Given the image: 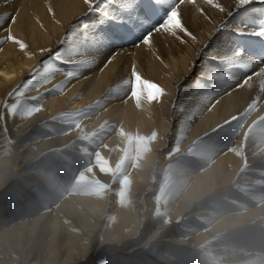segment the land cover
I'll use <instances>...</instances> for the list:
<instances>
[{
	"label": "bare ground",
	"instance_id": "1",
	"mask_svg": "<svg viewBox=\"0 0 264 264\" xmlns=\"http://www.w3.org/2000/svg\"><path fill=\"white\" fill-rule=\"evenodd\" d=\"M12 1L17 0H0V14L12 11L22 15L20 4L11 7ZM52 1L53 4L60 5V10H63V15L65 18L68 16L69 20L81 15L80 0ZM204 2L195 0V3H185L180 6L183 22L194 38L178 33V36L182 37V42L171 34L155 33L153 38L162 45L159 55H148L138 62L135 61L141 65L142 70L151 65L150 71L156 72L163 90L177 94L179 91L176 89L177 85L185 84L193 78L197 84L199 83L197 77L208 80V75L215 71L211 67L212 56L223 52L224 49L217 48L220 41H214L213 36L225 20V13L220 12L214 5L220 4L226 10H230L234 6V0H217L211 5L206 3V0ZM23 22L27 24L29 36L25 35L21 27ZM26 22L29 20L22 18L19 23L11 27V32L19 36L18 39L30 46L29 40H35L33 37L45 38L32 25V21ZM220 39L222 41L224 37ZM233 39V46L244 47L249 42L264 45V39L260 37H233ZM210 41L211 47L205 48L204 46ZM6 45L9 48L5 51L11 52L12 48L17 46L12 42H7ZM166 45L170 48L163 54ZM228 47L230 46L225 45V48ZM146 49L147 45L141 44L137 47L128 44L117 55L134 51L133 58L140 57L144 55ZM27 50L28 48L25 51ZM110 55L111 50H99L96 44L93 47L95 61L97 59L106 61ZM130 55L132 58V54ZM245 55L247 56L248 53ZM190 65H193L192 71H189ZM27 68L28 65L22 69L27 70ZM103 70L107 71L104 78L102 76L100 80L96 79L99 73L103 74ZM108 72L103 65L97 66L94 62L93 95L103 90ZM14 73V71L0 70V77L9 81ZM195 83L190 92H182L179 97L176 95L180 99L186 95L182 109L187 113L188 118L181 115L180 120L177 121L171 115L175 108L172 103L175 95L170 96L163 92L155 101L160 108V129L165 132L166 127L176 130L180 126L179 130L184 131L186 137L181 145L183 148H187L197 136L209 133L216 126L236 116L239 123L246 117L247 120L239 131L238 144L234 142L230 148L226 146L223 148L220 145L208 148L207 167L200 172L187 170V177L185 176L175 185L172 196L165 200V206L159 204L155 214L150 212L152 208H157L155 201L145 198L142 194L150 191V188H140L136 178L130 180L128 188L132 190L130 196L132 204L135 202L137 204L134 210L127 212L122 211L119 205L115 204L119 199L113 196L114 189L106 191L105 198L95 197L89 193L65 197V189L53 166L43 160L44 164L31 171L30 167L39 162L35 159L39 156L45 157L41 155L43 151L54 146V143L57 144L56 146L62 143L57 140L58 138L43 141L32 137L27 143L20 144L26 132L30 131L38 120L46 119L45 117L38 116L39 119L36 118L35 122L17 120L13 117L4 126V132L0 127V264H119L123 257L139 259L143 264H183L177 256L178 247L193 250L206 245L211 259L218 264H264V229L258 230V227L254 226L256 222L264 224L263 183L254 182L255 188L248 189L247 195L255 203L253 209H246L240 213H227L215 209L217 206L213 210L204 209L205 206H202L196 208L192 214L183 215L194 205H200L198 203L204 198L213 201L215 196L222 194L228 187L243 182L251 184L249 176L238 175L243 164L247 165L246 171L249 174L259 173L264 176V171L257 172L252 168L255 165H264V134L248 144H244L241 140L247 131V124L256 119L261 120V131L264 133V61L258 57L250 58L244 67L233 68V72L229 71V74L220 80H208L203 91L199 92L203 93L201 97L194 90ZM255 86L260 87L261 92L257 91L249 97L248 92ZM3 87L4 85L0 86V91L4 89ZM148 103L151 101L145 100L143 105L151 109ZM60 104L58 102V106ZM74 107L80 106L73 102L70 109ZM118 111L120 114L121 109ZM175 130L167 131L165 135L167 141H169L168 135ZM239 151L243 154H238ZM34 160L37 162L35 163ZM154 166L155 163L147 171L148 178ZM16 185L18 187H15ZM33 201L43 208L35 214H30L29 204L34 205ZM212 204L215 205V201ZM145 207L147 213L143 212ZM17 211L25 214L23 220L18 219ZM158 212L164 214L162 218L157 215ZM107 215H110V220L105 222L104 218ZM197 217L206 220L205 230L197 231L193 226L192 218ZM177 222H183L184 229L189 232L185 239H180L175 234L174 226ZM243 227L245 228L242 229ZM237 231L239 234L233 236L234 239L229 238L219 246L212 244L213 237L215 239L225 234L232 237L233 234L238 233ZM105 250H110V253L114 251L116 256L111 254L107 258Z\"/></svg>",
	"mask_w": 264,
	"mask_h": 264
},
{
	"label": "rangeland",
	"instance_id": "2",
	"mask_svg": "<svg viewBox=\"0 0 264 264\" xmlns=\"http://www.w3.org/2000/svg\"><path fill=\"white\" fill-rule=\"evenodd\" d=\"M80 1L82 12L78 17H82L87 9L83 0ZM215 1L217 0H213V2ZM16 4H20L19 8L22 9L20 13L23 17L18 13H12V11H5L0 15H14L17 17V23L22 18L29 20V22L32 21V25L45 38L33 37L35 40H29L30 46L24 52L18 51V46L12 48V52L5 51L9 48L6 45L7 42L0 46V70L15 72V75L9 81L0 77V86L4 85V89L2 88L3 90L0 91L2 92L0 93V127L4 132V126L13 117L17 120H31L30 122H35V120L39 119L37 118L38 116L46 118L38 120L31 130L26 132L20 144L27 143L32 137L43 141L52 140L53 138H58V141H62L58 146L54 143V146H50L49 149L43 151L41 155L45 157H37L35 160H39V162L36 165L33 164L30 170L37 169V166L44 164L43 160L53 166L54 172H58L60 181L65 189V197L67 195L76 197L81 193H89V195L92 194L95 197L105 198L107 195L106 191L114 189L113 196L119 199L115 201V204H118L122 211L130 212L134 210V206L137 203L132 204L133 201L130 199L132 190H129L128 185L131 179L136 178L140 188H150V191H145L142 194H144L145 198H151L155 201L157 208H152L150 211L155 214L159 204L165 206V200L172 196V191L176 188L175 185L182 181L185 176L187 177V170L200 172L207 167L209 163L208 148L216 147L217 145L223 148L225 146L230 148L234 142H236V145L238 144L239 131L243 123L246 122L247 117L241 123L238 122V116L221 123L209 133L197 136L187 148L181 146L186 137H184V131L179 130L180 126L176 130L166 127L165 132L160 129V108L155 101L161 90H163L161 89L162 86L156 72L150 71L151 65L148 68L144 67V70H142L141 65L137 63L148 55H159L162 45L156 39L153 38L154 41L147 45L144 55L133 58L134 51H128V54L116 55L114 61L105 66L104 59H97L96 61L93 59V47L95 44L84 36L69 30L70 25L78 17L73 20H69L68 16L65 18L63 10H60V5L53 4L52 0H35L34 2L17 0L15 2L12 1L11 7ZM50 6L53 7L55 16L48 12L47 9ZM26 26L25 22L21 24L25 35L29 36ZM3 27L8 28V23L6 22ZM0 31V38L8 35L7 32ZM11 34L14 35V32H11ZM137 34L139 35V33ZM14 36L19 37L17 35ZM129 38L124 42V46L128 44L133 46L132 40L134 38ZM57 48L72 49L74 58L85 63L86 67L82 70L81 76L66 82V77L63 75L65 66L56 62L57 67L61 68L62 71L54 75L47 84L30 87L24 92L22 89L23 84L31 78L34 70L39 68L42 72L44 62L56 52ZM169 48L166 45L163 49V54ZM130 54H132V58ZM130 58L131 60H129ZM136 60L137 62H135ZM94 62L97 66L98 64L99 66L103 65V68L109 71L103 90L97 92L96 95H93L92 86ZM200 64L202 65V63ZM27 65L29 68L23 70L22 68ZM133 67L144 80H137L132 86L123 87L125 79L131 81ZM192 70L193 65H190L189 71ZM229 71L233 72V69ZM106 72L103 70V74L99 73L96 79L100 80L102 76L104 78ZM148 81L155 84H150ZM197 81L199 83L196 84L193 78L185 84L177 85L176 89H179L177 94H174L173 91H162L170 96L175 95V100L173 99L172 101L175 108L171 112L175 120H180L181 115L188 118L187 113H184V109H182V104L186 102V95L183 99L177 97L182 92H190L194 83L196 93L203 91V88L208 84L207 79ZM59 85H63V87L57 89ZM156 85L159 87H156ZM259 88L255 86L250 89L248 92L249 97L257 91L261 92ZM17 89H22L23 94L14 97L12 94ZM53 89L57 90L53 91ZM116 89H119V91H116ZM198 95L201 97L203 93ZM145 100L146 102L151 101V103H148L151 105V109L144 107L143 103ZM58 102L61 103L59 106ZM73 102L79 104L80 107L70 109V105ZM118 109H121L120 114ZM261 124L262 122L259 119L250 121L247 124V131L243 139H241L244 144L251 143L256 137L264 134L261 131ZM168 130L171 132L175 130L168 135L169 141L165 138ZM238 154L242 155L243 153L239 151ZM153 163H155L154 170H152L150 178H148L146 174L148 175L147 171L150 170ZM252 168H255L257 172L264 171L263 164L252 166ZM246 169L247 165L243 164L238 175L249 176L251 184L241 182L242 184L228 187L223 190L222 194L215 196L213 201L204 198L198 203L200 205H194L193 208H190L183 215L192 214L196 208L202 206H205L204 209L207 208V210H213L217 206L215 209H220L222 212L227 213H240L246 209L255 208L254 201L247 195L248 189L249 187L255 188L256 184L254 182L264 184V176L262 177L259 173L256 175L249 174ZM15 187H18V185ZM242 198L245 203L247 202L246 204ZM138 199L140 200V198ZM214 201L215 205H213L214 203L212 204ZM33 202L34 205L29 204L30 214H35L43 208L36 201ZM145 210L143 212L147 213V210ZM17 213L18 219L23 220L25 214L20 211H17ZM157 215L162 218L164 214L158 212ZM192 219L193 226L197 231L207 228L206 220L203 218ZM109 220L110 215H107L104 221L108 222ZM258 224L256 222L254 226L258 227V230H263L264 224ZM7 225L8 223L6 222ZM174 229L176 236L180 239H185L189 233L184 229L183 222H177ZM239 232L233 234L232 237L228 234L215 237V239L213 237L212 244L218 246L224 244L229 238L234 239L233 236H238ZM129 243L131 244V241ZM206 247L200 246V248H193V250L178 247L179 254L177 256H179L183 264H218L214 259H211L212 257ZM204 253L206 254L204 255ZM111 254L116 256L114 251L110 253V250H105L107 258ZM106 260L108 261L109 259ZM109 261L112 262L113 260ZM132 261L135 264H138V262L143 264L141 260L129 259V257H123L119 264H128Z\"/></svg>",
	"mask_w": 264,
	"mask_h": 264
},
{
	"label": "snow or ice",
	"instance_id": "3",
	"mask_svg": "<svg viewBox=\"0 0 264 264\" xmlns=\"http://www.w3.org/2000/svg\"><path fill=\"white\" fill-rule=\"evenodd\" d=\"M83 3L87 6L86 12L70 25L69 30L92 41L99 50H111L105 66L123 51L124 42L129 37L134 38L132 43L137 47L141 44L150 45L154 34L161 32L171 34L174 38L181 40L182 37L178 36V33L194 38L183 22L180 6L185 3H195V0H83ZM206 3L211 5L213 0H206ZM214 6L220 12L225 13V20L213 36L214 41H220L217 48L224 49V51L212 56L211 67L215 71L208 75L207 78L210 81L220 80L227 76L229 70L233 68L244 67L250 58L258 57L264 61V45L249 42L244 47L233 46V37L264 39V0H234V6L230 10H226L220 4ZM47 10L55 16L53 7L50 6ZM6 22L8 28L3 27ZM16 23V16L0 15V30L8 33L7 36L0 38V46L6 42H12L21 52H24L28 45L11 34V26ZM221 37H224L222 41ZM211 43L210 41L204 47H211ZM225 45L230 47L225 48ZM245 53L248 55L246 56ZM56 62L65 66L63 75L66 77V82L79 78L86 67L84 62L74 58L72 49L57 48L56 52L44 62L42 72L39 68L34 70L31 78L23 84L24 92L30 87L47 84L54 75L62 71L57 67ZM131 77V81L124 80L123 87L132 86L137 80H144L135 67H133ZM197 80H201V77H197ZM148 83L155 84L151 81ZM62 87L63 85H59L57 89ZM156 87L159 86L156 85ZM22 89H17L12 95L14 97L22 95ZM160 94H163L162 90Z\"/></svg>",
	"mask_w": 264,
	"mask_h": 264
}]
</instances>
